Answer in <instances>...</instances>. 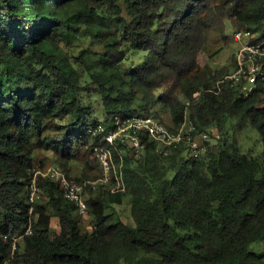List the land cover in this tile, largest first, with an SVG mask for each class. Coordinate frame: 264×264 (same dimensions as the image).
<instances>
[{
  "label": "trees",
  "instance_id": "1",
  "mask_svg": "<svg viewBox=\"0 0 264 264\" xmlns=\"http://www.w3.org/2000/svg\"><path fill=\"white\" fill-rule=\"evenodd\" d=\"M227 23L263 38L264 0H0V264H264L252 249L264 241V150L227 137L249 125L264 145V83L244 97L224 81L233 61L199 62ZM81 33L98 47L73 57L60 43ZM157 106L186 138L215 127L218 144L195 155L187 139L165 152L145 138L136 158L104 139ZM102 147L124 190L87 188L89 230L60 181L37 173L54 163L98 180ZM126 200L133 224L117 217Z\"/></svg>",
  "mask_w": 264,
  "mask_h": 264
},
{
  "label": "built area",
  "instance_id": "2",
  "mask_svg": "<svg viewBox=\"0 0 264 264\" xmlns=\"http://www.w3.org/2000/svg\"><path fill=\"white\" fill-rule=\"evenodd\" d=\"M258 36V33L251 30L234 31V38L239 43V49L233 59L234 68L227 74L224 81H231L232 86L240 87V94L244 97L251 95L258 84L264 83V37L254 41ZM186 126L187 123L177 131L172 130L154 115L135 116L127 120L118 118L116 127L110 130L104 139L110 144L119 141V143L129 146L136 158H139L145 149V138L156 141L165 152L168 148L178 146L187 139L189 145L194 149L195 155H197L196 149L201 144H198L196 138L192 136L185 137ZM97 132L104 133L105 127L100 125ZM210 132L212 133L213 129ZM209 135L206 132L201 136V139H208ZM95 151L101 171V177L98 180L84 182L70 180L59 166L37 173L42 174L44 178L60 181L64 188L65 197L77 205L82 216L87 215L86 193L88 187L97 189L99 186H106L114 193L124 190L121 168H117L112 151L108 147L96 148ZM37 194L38 188L34 181L30 197L31 202H34ZM30 233L31 231L28 229L27 234Z\"/></svg>",
  "mask_w": 264,
  "mask_h": 264
},
{
  "label": "rangeland",
  "instance_id": "3",
  "mask_svg": "<svg viewBox=\"0 0 264 264\" xmlns=\"http://www.w3.org/2000/svg\"><path fill=\"white\" fill-rule=\"evenodd\" d=\"M228 29L225 35L228 36V40L226 41L223 39L220 32H214L210 35V44L208 50L202 52L199 56V62L202 65H207L212 72L220 70L229 64L232 63L236 52L239 49V43L234 38V32L231 30L229 23ZM60 46L65 50L69 51V53L73 57H79L84 50L91 49L95 50L98 47V43L92 40L90 37L81 33L78 37L71 38L70 42L62 41ZM94 108L98 111L95 115V118L101 117V107L96 102L92 101ZM153 114L158 116L159 118L163 115L160 106H157L153 110ZM162 118V117H161ZM165 122H169L168 117L165 115ZM213 132L212 135L208 136V139H201V136L198 135L196 137V142L203 146L208 142L210 146L216 147L218 144L219 136L221 134L218 133V130L214 127L212 128ZM228 138L233 139L236 137L237 144L241 147V150L244 154L251 155L254 157H260L263 155L264 145L261 141L259 133L253 129L251 126L246 125L244 129L239 130L236 132L235 136L233 135L232 131H228ZM224 138L222 135L221 138ZM203 144V145H202ZM51 157V155H49ZM57 166L54 163H51L45 170L53 168ZM79 173V172H78ZM117 209V217L119 216L124 222L129 224H133V219L130 213V207L128 201L126 200L125 203L121 206H116ZM84 224L88 227L89 230H92V225L90 223L91 218L88 215L83 216ZM57 221H53V226L56 227ZM252 249L258 253L264 260V241L260 243H256L252 246Z\"/></svg>",
  "mask_w": 264,
  "mask_h": 264
},
{
  "label": "clouds",
  "instance_id": "4",
  "mask_svg": "<svg viewBox=\"0 0 264 264\" xmlns=\"http://www.w3.org/2000/svg\"><path fill=\"white\" fill-rule=\"evenodd\" d=\"M234 32V31H233ZM152 115H154V114H152ZM155 116V115H154ZM156 117V116H155ZM157 118V117H156Z\"/></svg>",
  "mask_w": 264,
  "mask_h": 264
}]
</instances>
